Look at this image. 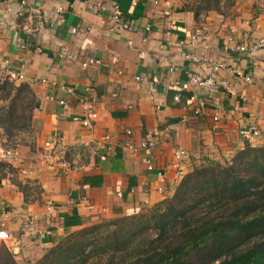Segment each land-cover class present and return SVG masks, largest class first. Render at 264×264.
<instances>
[{
  "label": "crops",
  "instance_id": "1",
  "mask_svg": "<svg viewBox=\"0 0 264 264\" xmlns=\"http://www.w3.org/2000/svg\"><path fill=\"white\" fill-rule=\"evenodd\" d=\"M169 1L166 8L155 0H0V81L2 59L24 62L27 80L14 83H28L35 95L32 135L15 147L0 136V161L17 170L0 177L8 235L0 244L17 252V261L38 259L83 226L160 202L194 165L264 144V49L254 55L230 50L264 36V0H234L227 16L210 13L200 21L183 0ZM97 2L106 10L94 11ZM114 7L129 29L115 27ZM71 27L87 29L72 33ZM88 58L97 63L83 67ZM208 58L224 66L213 71ZM209 74L225 85L180 87L190 76ZM88 101L96 117L83 126L74 118L87 114ZM251 124L258 135L244 139ZM147 135L156 145L140 149ZM7 148L17 149L16 160L4 156ZM180 149L186 153L176 167L172 158ZM63 162L78 167L66 170ZM27 216L41 233L22 231Z\"/></svg>",
  "mask_w": 264,
  "mask_h": 264
},
{
  "label": "trees",
  "instance_id": "2",
  "mask_svg": "<svg viewBox=\"0 0 264 264\" xmlns=\"http://www.w3.org/2000/svg\"><path fill=\"white\" fill-rule=\"evenodd\" d=\"M196 21L227 16L234 0H183ZM28 83L0 81V136L11 146L32 135ZM21 137V138H20ZM17 173L0 161V177ZM12 181L25 192L21 181ZM0 264H18L0 244ZM33 264H264V144L183 174L172 194L129 215L68 233Z\"/></svg>",
  "mask_w": 264,
  "mask_h": 264
},
{
  "label": "built area",
  "instance_id": "3",
  "mask_svg": "<svg viewBox=\"0 0 264 264\" xmlns=\"http://www.w3.org/2000/svg\"><path fill=\"white\" fill-rule=\"evenodd\" d=\"M74 1H79V0H74ZM159 2H163L166 6V8H168L170 6V1L169 0H155L154 3L158 4ZM22 4H24V1H21ZM10 8L8 7V10ZM92 9L96 12L100 11V10H106V8L103 6V4L101 2H97L94 3L92 5ZM164 15H168L169 14V10L166 9L163 11ZM111 20L114 23L115 27L117 29H129L130 25L129 23L124 20V17L122 15V13L120 12L119 9H117L116 7H114L111 10ZM170 27H173V24L170 25ZM87 28H80V27H71L70 31L72 33H77L80 31H84ZM193 38H196V36H193ZM264 49V36L258 37L255 40H253L252 42H249L248 44H244V43H240V44H236L234 47H231L230 50H233L235 52L241 53V54H250V55H254L256 52H258L259 50H263ZM62 57H66V58H72L74 56H72L71 53H67V52H61L60 54ZM208 61L210 63V65L212 66V70L216 71L220 68H222L224 65L222 62H218L212 58H208ZM2 63H3V80H9L12 82L15 81H26L27 80V76H26V72H25V63L21 62L19 64H11L7 59H2ZM97 63V60L94 58H88L87 60H85L82 63L83 67H87L88 65H92ZM238 76H241L245 82L250 83L252 81V78L250 76V74H243L241 71H238L236 73ZM195 85V86H199V87H203L206 89H214L218 86H224L225 83L218 79L215 75L213 74H209L208 76L205 77H201L198 75H194V76H190V78L183 82L182 84H180V87L182 90H185L189 87V85ZM179 94H176L174 96V100H179ZM191 99H194V96L190 97ZM58 103L60 105H64L65 102L62 99L57 100ZM87 114H85L82 117H75V120H79L81 122V124L83 126H90V122L91 120H93L96 117V112L93 110V103L92 101H88L87 103ZM214 119H217V117H215ZM259 129L257 128L256 125L251 124L247 129H245L242 132V137L244 139L247 140H253L257 135H258ZM131 132L129 130H127L126 134H130ZM45 145L47 147H50L51 142L47 141L45 143ZM125 147L127 149L130 150H135L136 148L134 147V145L130 142H125L124 143ZM156 145V140L153 138V136L151 135H147L145 136L144 140H142L139 144V148L140 149H152L153 147H155ZM185 150L180 149L174 152L173 154V158H172V163L177 167L178 164L181 162L182 158L185 155ZM4 156L8 157L10 160H16L18 158V151L16 148H7L4 150ZM145 164L147 166L148 170H152L153 169V164H152V160L151 158H146L145 159ZM53 165V164H51ZM62 166L66 169V170H71V169H75L78 167L77 164H70L69 162H63ZM21 173H26L25 170H20ZM182 171L179 170L178 174L182 175ZM159 176H162V172L158 173ZM46 207L47 209L51 208V203L47 202L46 203ZM22 231L26 232V231H33V232H37V233H41L40 230L36 229L35 224H34V220L31 218V216H27L24 220V223L22 225ZM8 238L7 232L4 229V223H3V214L0 213V240L1 241H5ZM14 255L18 254L17 252H15L13 250Z\"/></svg>",
  "mask_w": 264,
  "mask_h": 264
},
{
  "label": "rangeland",
  "instance_id": "4",
  "mask_svg": "<svg viewBox=\"0 0 264 264\" xmlns=\"http://www.w3.org/2000/svg\"><path fill=\"white\" fill-rule=\"evenodd\" d=\"M231 9H232V8H231ZM211 13H214V12H211ZM144 209H145V208H144ZM77 230H78V229H77ZM75 231H76V230H75ZM48 249H49V248H48ZM48 249H46V250L43 252V254H44ZM43 254H42V255H43ZM42 255H41V256H42ZM41 256H40V257H41ZM40 257H39V258H40ZM39 258H38V259H39ZM38 259H27V260H26V259H25V260L20 259V260L17 261V262H18V264H33V263H34L35 261H37Z\"/></svg>",
  "mask_w": 264,
  "mask_h": 264
}]
</instances>
